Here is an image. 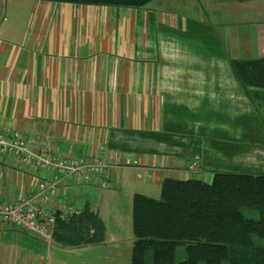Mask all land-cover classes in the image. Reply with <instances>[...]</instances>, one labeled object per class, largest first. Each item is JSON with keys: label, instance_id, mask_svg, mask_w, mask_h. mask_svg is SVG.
Returning <instances> with one entry per match:
<instances>
[{"label": "crops", "instance_id": "obj_1", "mask_svg": "<svg viewBox=\"0 0 264 264\" xmlns=\"http://www.w3.org/2000/svg\"><path fill=\"white\" fill-rule=\"evenodd\" d=\"M254 6L259 26L223 30L235 11L246 17ZM263 56L264 0L141 8L0 0V131L20 130L43 153L129 158L100 187H130L131 199L167 177L264 174V122L231 66ZM194 161L199 168L189 171ZM84 185L63 180L55 206L74 203ZM36 187L34 171L0 155V202ZM52 242L0 221V264H50Z\"/></svg>", "mask_w": 264, "mask_h": 264}, {"label": "trees", "instance_id": "obj_2", "mask_svg": "<svg viewBox=\"0 0 264 264\" xmlns=\"http://www.w3.org/2000/svg\"><path fill=\"white\" fill-rule=\"evenodd\" d=\"M43 1L141 8L155 0ZM231 66L264 122V56L232 59ZM243 206L260 218L246 217ZM132 211V264H147L149 252L150 264H264V174L217 172L211 183L167 177L160 199L135 193ZM105 231L86 204L81 214L58 219L53 236L65 247H84L103 242Z\"/></svg>", "mask_w": 264, "mask_h": 264}, {"label": "built area", "instance_id": "obj_3", "mask_svg": "<svg viewBox=\"0 0 264 264\" xmlns=\"http://www.w3.org/2000/svg\"><path fill=\"white\" fill-rule=\"evenodd\" d=\"M0 155L12 158L20 167L35 172L37 187L17 200L0 202V221L15 228L33 232L49 241L53 238L58 219L67 220L83 212L80 203H63L55 206L60 197L59 184L70 178L75 183L106 186L111 180L114 166L131 164L132 160L116 157L113 162L99 155L63 156L59 152L43 153L29 148L27 140L18 129L6 128L0 131ZM198 162L188 165L189 171H196ZM54 173L52 180L48 174Z\"/></svg>", "mask_w": 264, "mask_h": 264}, {"label": "rangeland", "instance_id": "obj_4", "mask_svg": "<svg viewBox=\"0 0 264 264\" xmlns=\"http://www.w3.org/2000/svg\"><path fill=\"white\" fill-rule=\"evenodd\" d=\"M23 1L26 0H17L18 3ZM211 1L212 0H209V2ZM248 4L252 3L249 2ZM231 9L235 8L232 7ZM254 9L255 6L251 11L248 10L246 17H244L241 12L235 11L237 19H230L226 25L221 27L227 33H235L239 28L242 30L245 29L244 26L251 28L259 26V21L255 20ZM22 10L24 11L25 8ZM121 10H123V13L121 11V14L124 17V20H126L127 8H121ZM201 13L202 15L204 14L203 12ZM204 16L205 15L202 17ZM23 17L24 13L19 17V20ZM257 17H260L261 19L259 13H257ZM211 20L214 23H217L212 17ZM240 33L242 34V31H240ZM110 182L111 180L106 186H108ZM142 184L145 186V183ZM148 186L149 187L146 188H138L139 190L136 191L140 193L141 191H147L146 193L149 194L146 195L149 196H151V194L154 195V191H156L158 193L156 199H160L162 195V185L151 183ZM80 187V191L75 194L80 196H72V194L76 192V190H74L71 194V199L72 201H75L74 203L81 202L85 205L87 204L90 210H94L98 213L106 227L105 240L100 243L101 247L95 246L86 249L73 250L70 247H65L57 242L54 239V236L49 241L43 238L44 241L48 243L54 241L51 244L52 250L50 247L49 251L51 258L54 257L55 261L50 262V264H132V247L134 238L132 211L133 196L131 199L129 193L132 188H127L114 181L110 188H101L100 186H91L89 184ZM81 198L84 199V201H82ZM241 209L246 217L254 219L260 218V212L255 208L243 206ZM45 249L47 250L48 247L45 246ZM178 255L180 258H185L183 247L178 249ZM147 259V264H150L149 260L151 259V252L148 253Z\"/></svg>", "mask_w": 264, "mask_h": 264}]
</instances>
